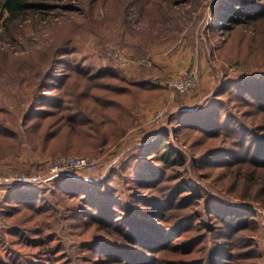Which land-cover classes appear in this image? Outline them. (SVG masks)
<instances>
[{"label":"rangeland","instance_id":"1","mask_svg":"<svg viewBox=\"0 0 264 264\" xmlns=\"http://www.w3.org/2000/svg\"><path fill=\"white\" fill-rule=\"evenodd\" d=\"M26 2L27 18L15 24L6 25L8 12L0 8V174H45L59 157L96 158L99 169L84 179L94 182L91 193L104 206L98 211L63 192L59 185L70 179L12 188L0 183V264H109L103 261L109 251L130 264H160L159 258L264 264V194L258 192L264 171L245 163L264 154L263 1ZM114 52L133 63L123 66ZM144 57L149 62L138 61ZM192 70L197 88L173 92L169 82ZM248 77L255 83L221 88ZM140 81L156 85H132ZM80 107L85 113L71 121ZM231 113L234 119L226 117ZM162 141L174 146L182 164L166 166L157 158ZM210 152L216 156L205 161ZM148 157L155 159L141 163ZM179 181L189 187L175 214L193 219L166 233L168 223L149 209ZM36 187L40 197L29 204L7 199L9 191ZM221 214H251L254 221L238 232H219ZM192 224L199 227L189 244Z\"/></svg>","mask_w":264,"mask_h":264},{"label":"trees","instance_id":"2","mask_svg":"<svg viewBox=\"0 0 264 264\" xmlns=\"http://www.w3.org/2000/svg\"><path fill=\"white\" fill-rule=\"evenodd\" d=\"M26 1L27 0H0V8H2L8 12V16L6 18V25H9V23L10 24L18 23L20 21H24L27 18V17L25 18V16L29 10L28 8L30 7V5H28ZM262 1L264 3V0H262ZM262 10H263L262 14H260L259 16L263 18L264 17V4L262 7ZM230 17L235 18L233 15ZM228 21L231 22L233 20L229 19ZM224 27L229 28V24H224ZM4 35H5V32H4ZM58 77L59 76H52L50 79H57ZM254 79H255L254 77H248L246 79L241 78L239 80L224 81V84H222L221 88L225 85L234 86V85L240 83L241 80L245 81V83H247V84H252V83H255V82H253ZM149 83H150L149 81L148 82L147 81L146 82L140 81V82H133L132 85H134V87L143 88V86H146ZM150 84L156 85L153 83H150ZM155 88H157V87H155ZM123 91L127 95H129L128 92L131 91V86H128ZM217 94L215 93L214 95L216 96ZM45 96H47V95H45ZM41 97H43V96H41ZM47 97H49V96H47ZM255 98L257 99L259 97H255ZM217 101L218 100H216V106H217ZM61 106L62 105H58V107H61ZM35 109H38V105L35 106ZM66 110L67 111L70 110L69 104L67 105ZM72 110H73V112L71 113V115L69 117H70V120L74 121V122L79 121L80 116L83 113H85L82 107L75 108ZM199 111L200 110H198V112ZM226 117H228L229 119H234V116L232 113L227 114ZM231 117H233V118H231ZM109 122L111 123V121H109ZM218 123H219V121L217 122V124ZM245 127L247 128L246 125H245ZM163 131H166V129H164ZM163 131L161 130L159 133L162 134V133H164ZM17 134H19V132L14 134V135H17ZM48 135H47V137H48ZM164 135H165V133H164ZM165 139H168V136H166ZM165 141H162V143L160 145V147H162V148L157 151L159 155H158V157L157 156L156 157L159 158L164 163V165H166V166L167 165L182 164V161L179 158L180 156L176 152H174V146L171 145V143L165 142ZM262 143H264V140H262ZM149 144H151V142L150 143H149V141L145 142L142 145V148H146ZM144 152H145V149H142V153H144ZM261 154H257V155L255 154V155L256 156L261 155V158H262V156L264 154L263 153H261ZM240 155H242V154H240ZM61 156H63V155H61ZM214 156H216V153L210 152L207 155H205V158H203V159H205V161H208L209 159L213 158ZM254 156H253L252 160H251V158L244 159V160H251L249 162L246 161L245 163L253 162L252 165H254L255 167H260V169H262L264 171V159L260 160ZM153 157L144 158L145 160H142L141 163H144V162L145 163H151L152 162L151 160L155 159ZM147 159H151V160L149 161ZM204 166H207L206 163H203L202 167H204ZM159 169L162 171V168L160 166H159ZM69 177L70 176H58L53 180L59 181L60 179H70L72 183L61 182V184L59 185V187H61L60 189H62L63 192L69 193L70 195L73 194L76 196H81L82 197L81 199H84L85 202L89 205H92V206L94 205L93 207H96V210L98 209V211H99L100 205L104 206L102 204H99L100 203V202H98L99 199L97 201L95 196L92 195L90 185L93 184L94 182H91V180H89L90 178L89 179H81V178H75V177L69 178ZM188 184L189 183H187L185 181L177 182L176 184H174V191H173V193H171V195L166 196L164 198L163 197H160V198L156 197V198H154V201L151 204L150 208H153L154 210L149 209V214H153V217L156 215L158 217V218H156L157 220L160 219L163 222L168 223L167 225L166 224L162 225V228L166 231V233H171V231H176L178 229L177 225L183 224L185 221L187 223H190V221L193 219V217L191 218L189 214H184V213H180V212H178L177 215L175 214L176 207L185 203L184 201H185V198L187 197V194L186 195H183V194L185 192H187L186 190L189 187ZM258 185H262L261 188L258 190V192H261L262 194H264V179L262 180L261 184H258ZM66 187H70V188H66ZM40 191L41 190L39 187L33 188L32 190H29V191L28 190L27 191L18 190V191H13V192L9 191L7 193V199L10 202H16V203H20V204H29L31 201H35V200L39 199ZM190 198H193V197L190 196ZM172 199H173V202L171 203L170 201ZM164 201H166V203ZM176 201H179L178 204L175 203ZM167 211H170L169 212L170 215L166 214ZM138 212L140 215H143V216H147V214H148V213H146V211H141L140 208H139ZM96 213L97 212H93V214H95V215H96ZM162 213H165L168 217L164 216ZM222 215L223 214L220 215V217H222V219H219V222H221V224H219L216 228V230L219 232L224 231V228H226L228 230H234V232H238V231H241V229L246 228L248 226V222L254 221V218H251V214H250V216H245L244 214H242V215L241 214L240 215L239 214H237V215L236 214H226L223 216ZM174 222H175V224H174ZM99 223H101V222H99ZM154 223H156L155 219H154ZM197 225L198 224H195V225L192 224L191 227L186 230V233L188 235L187 238L192 237L191 239H188L186 241V242H189V244H191L192 242L195 241L193 239L194 233L192 232V228L194 226L199 227ZM129 231H131V230L129 229ZM135 233L139 234V232H135ZM127 235L129 237V233ZM187 238H185V239H187ZM180 239H181L180 242L184 241V236H182ZM108 245H109V247H113L114 250L118 251L122 255L129 254V252L127 250L123 249L119 244L110 243ZM174 246H176V245H174ZM185 252H187V251H185ZM187 253H191V252H187ZM104 255L105 256L103 257V261H105L109 264H112V263L113 264H119V263L120 264H130L126 257L121 258L120 256L113 255L112 252H110V251L107 253H104ZM200 259L199 260L197 259V261L192 263V264H197V262L200 261ZM158 261L160 264H183V258H172L171 260L166 259L165 262L159 258ZM141 264H144V263H141Z\"/></svg>","mask_w":264,"mask_h":264},{"label":"built area","instance_id":"3","mask_svg":"<svg viewBox=\"0 0 264 264\" xmlns=\"http://www.w3.org/2000/svg\"><path fill=\"white\" fill-rule=\"evenodd\" d=\"M114 55L118 57L119 62L126 66L129 63H133L131 58L124 57L121 53L114 52ZM138 61L141 63L149 62V58H141ZM135 62V60H134ZM169 85L173 92H177L182 95L193 92L199 85V75L196 70L184 72L177 78H173ZM165 116L164 111L154 114V121L159 122ZM100 167L99 159L87 157V156H64L55 159L49 166V169L45 174H0V183L14 186H35L45 181H50L58 176H78L82 179L96 172Z\"/></svg>","mask_w":264,"mask_h":264},{"label":"water","instance_id":"4","mask_svg":"<svg viewBox=\"0 0 264 264\" xmlns=\"http://www.w3.org/2000/svg\"><path fill=\"white\" fill-rule=\"evenodd\" d=\"M72 177H75V178H80V177H77V176H72ZM82 179V178H81Z\"/></svg>","mask_w":264,"mask_h":264}]
</instances>
